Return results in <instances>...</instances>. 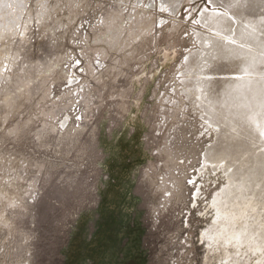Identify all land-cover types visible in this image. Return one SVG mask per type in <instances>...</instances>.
<instances>
[{"label": "rangeland", "instance_id": "obj_1", "mask_svg": "<svg viewBox=\"0 0 264 264\" xmlns=\"http://www.w3.org/2000/svg\"><path fill=\"white\" fill-rule=\"evenodd\" d=\"M18 1L0 0V264H264V240L203 236L230 171L194 82L204 8L262 29L264 0Z\"/></svg>", "mask_w": 264, "mask_h": 264}, {"label": "bare ground", "instance_id": "obj_2", "mask_svg": "<svg viewBox=\"0 0 264 264\" xmlns=\"http://www.w3.org/2000/svg\"><path fill=\"white\" fill-rule=\"evenodd\" d=\"M209 1L212 5L218 4ZM235 10L227 9L222 13L204 8L201 21L218 35L198 37L205 49L194 53L199 63L194 82L198 96H203L206 102L205 119L219 129L216 143L210 145L212 153L215 152L218 163L227 161L224 165L230 171L227 186L213 196L216 216L203 236L224 238L225 244L235 243L237 248L245 243L251 249L264 240V155L254 147L264 145V10L256 13L261 18L258 25L262 29L241 28L239 31L232 23ZM243 262L235 259L233 263Z\"/></svg>", "mask_w": 264, "mask_h": 264}]
</instances>
